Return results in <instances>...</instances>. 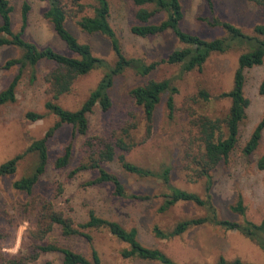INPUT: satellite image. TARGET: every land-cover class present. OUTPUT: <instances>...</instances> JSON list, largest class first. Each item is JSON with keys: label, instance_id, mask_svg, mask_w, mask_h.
Returning <instances> with one entry per match:
<instances>
[{"label": "rangeland", "instance_id": "374dc122", "mask_svg": "<svg viewBox=\"0 0 264 264\" xmlns=\"http://www.w3.org/2000/svg\"><path fill=\"white\" fill-rule=\"evenodd\" d=\"M12 6L11 19L16 30L21 24V5L26 1L30 5L24 36L38 46H51L64 54H70L66 45L57 37L51 23L43 16L47 3L40 0H8ZM213 9L207 0H180L183 8V29L203 38L223 35L218 27L209 26L203 18L217 17L235 24L247 33L253 26L264 23V6L248 0H211ZM83 12L92 13V0H84ZM109 21L119 39L121 49L127 57H140L145 61H160L171 50L180 47L174 35L168 30L164 33L141 37L130 31L135 22L132 0H109ZM77 15V16H78ZM163 14H155L151 22H159ZM77 17H67V28L82 42L91 46L92 52L113 64L115 55L109 40L101 34L81 32L76 25ZM243 49L234 46L226 52L212 53L200 69L182 72L179 65L159 62L146 76L136 75L125 70L116 75L110 88L113 107L109 113H103L96 105L88 114V136L108 135L111 128L120 121L139 113V109L129 96V90L150 79H170L176 86L173 94V110L167 108L168 93L161 95L156 106L150 135L132 150L126 158L138 165L158 169L163 165L171 168V183L190 191L203 193V182H191L186 177L188 153L193 131L190 119L198 115L222 116L229 107V100L217 96L232 86L233 73L238 56ZM20 50L11 46L0 47V67L10 58L18 57ZM53 66L51 62L41 61L36 66L35 78L31 79L30 69L21 73L16 87L15 100L0 106V164L22 153L29 144L41 138L57 121V117L48 112L44 103L50 99L46 73ZM18 68H0V91L6 87ZM104 73L97 68L79 76L73 82L68 93L61 95L57 102L66 109L76 110L87 98ZM264 77L262 64L245 71L244 94L249 100L246 118L240 125L239 139L235 149L226 162L221 163L213 172L211 188L212 200L219 215L232 220L248 219L255 223L264 221V169L257 167L258 158L264 154V129L255 151L250 155L242 152L256 124L264 115V95L258 92V86ZM207 93L205 99L200 92ZM27 111L43 113L41 119L30 121L25 118ZM138 115V114H137ZM72 128L62 124L48 140L49 160L46 171L40 176L33 188L32 196L49 200L56 210L72 217L75 223L87 218L90 209L102 217L116 220L125 228H135L138 240L145 246L155 247L180 264H214L220 256L227 260L240 258L243 261L264 263V251L254 242L235 230H225L212 225L190 228L184 233L159 239L154 236L152 227L159 226L168 231L180 220L198 216L203 209L189 202H178L164 212L158 207L162 202L160 194L167 191L158 180L142 179L121 169L117 160L105 163V168L118 174L128 194L147 195L146 199L123 198L113 194L109 183L86 185L95 171H82L73 177L68 172L86 158L84 140L86 137L75 135ZM137 140L144 132L137 130ZM72 140L73 153L70 164L64 169H55L53 162L62 147ZM37 157L35 153L25 154L17 163L14 173L0 176V254L26 252L32 235L31 219L25 218L22 207L31 195L13 187V182L33 171ZM61 187V190H60ZM241 196L245 207L244 214L232 210V206ZM92 246L98 251L103 264H160L140 258H123L120 251L128 244L112 236L105 229L87 230ZM66 245L85 255L90 253V245L78 237H63L58 227L45 238ZM50 260L53 264H62L61 256L56 253H43L29 264H44Z\"/></svg>", "mask_w": 264, "mask_h": 264}, {"label": "trees", "instance_id": "16d2710c", "mask_svg": "<svg viewBox=\"0 0 264 264\" xmlns=\"http://www.w3.org/2000/svg\"><path fill=\"white\" fill-rule=\"evenodd\" d=\"M40 1L47 3L43 16L51 23L53 31L66 45L70 54L59 52L51 46L40 47L24 36L30 11L28 2L23 1L21 5V24L15 30L11 19L12 6L8 0H0V47L11 46L20 50L18 57L6 60L0 67L4 69L18 68L10 82L0 91V106L15 100L16 87L23 69L29 68L31 79H34L37 64L41 61H48L53 66L45 75L50 99L45 101L44 107L57 117L56 123L50 126L41 138L33 140L24 152L0 164V176H4L15 172L18 161L25 154L35 153L37 157L31 174L22 176L13 182L15 189L31 195L29 201L21 209L22 212H26L25 218H30L28 214L33 213L32 218H30L33 227L32 240L25 253L22 251L14 254L1 253L0 264H29L43 253L59 254L62 264H103L98 251L91 244L92 236L87 231L89 229H105L118 240L127 243L128 247L120 251L123 258H140L160 264H180L160 249L143 245L138 240L137 231L133 227L127 229L118 221L102 217L92 209L88 211L84 221L75 223L72 217L56 210L49 200L32 196L35 184L46 171L49 160L48 140L62 124L71 126L72 137L75 135L86 137L83 142L87 153L86 158L68 172L69 178L82 171H95L96 175L87 180L86 185L109 183L115 196L135 199L148 198L147 195L138 193L128 194L120 176L105 168V163L117 160L121 169L126 173L142 179L158 180L167 190L160 194L162 197V202L158 207L160 212L168 210L178 202H189L203 209V214L182 219L168 231L154 225L152 232L155 237L159 239L172 238L196 226L212 225L225 230H235L264 251V221L255 223L248 219L239 221L221 217L211 194L213 172L221 163L228 160L235 149L239 139L240 125L246 118L249 100L244 94L245 71L262 64L264 61V23L255 24L252 33H247L235 24L217 17L203 18L209 26L218 27L223 31L222 36L207 39L182 28L183 8L180 0H132L135 22L130 26V31L133 34L146 37L169 30L181 45L168 52L160 61L148 62L140 57L124 55L119 39L109 21V0H92L94 2L92 13L84 12L80 16L78 13L83 12L86 7L84 0ZM207 1L209 7L213 9L212 1ZM248 1L264 6V0ZM158 13L163 14L164 18L159 22H151L153 16ZM67 17H77L75 22L81 32L101 34L109 40L115 55L113 64L103 57L96 56L88 43L80 41L67 28ZM234 46L242 48L243 52L237 59L232 86L217 96L229 100L226 113L222 116L198 115L190 119L193 137L190 140L186 177L191 182L202 180L203 193L173 185L171 183V168L168 165L152 169L135 164L126 158L127 152L142 143L150 135L156 106L164 93H168L166 104L169 113H172L173 94L177 92V88L170 79H150L143 84L133 86L128 93L136 108L139 109V113L120 121L111 128L108 135L88 136V114L93 111V108L98 105L103 113H109L113 107V100L109 91L116 75L128 69L136 75L146 76L156 68L159 62L179 65L182 72L195 68L200 69L212 53L226 52ZM97 68L104 69V73L78 109H66L57 102L61 95L70 91L77 77ZM258 92L264 95V77L259 83ZM200 94L205 99L208 96L204 91H201ZM42 117L43 113L37 111L25 113V118L30 121ZM138 129L145 134L144 137L140 138L141 141L137 140L134 134ZM263 129L264 115L242 147V152L245 155L248 156L255 151ZM72 153L73 144L70 140L54 159L53 167L55 169L67 168ZM257 167L264 169V154L258 158ZM232 210L244 214L245 207L241 196H238ZM54 227L59 228L63 237L84 239L90 245L89 255L52 240H45L54 230ZM44 264H53V262L46 260ZM214 264L257 263L243 261L240 258L227 260L220 256Z\"/></svg>", "mask_w": 264, "mask_h": 264}]
</instances>
